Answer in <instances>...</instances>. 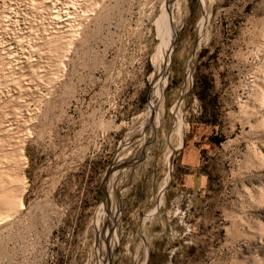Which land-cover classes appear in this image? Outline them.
<instances>
[{
    "label": "rangeland",
    "instance_id": "374dc122",
    "mask_svg": "<svg viewBox=\"0 0 264 264\" xmlns=\"http://www.w3.org/2000/svg\"><path fill=\"white\" fill-rule=\"evenodd\" d=\"M0 200V264H264V0H0Z\"/></svg>",
    "mask_w": 264,
    "mask_h": 264
},
{
    "label": "bare ground",
    "instance_id": "6f19581e",
    "mask_svg": "<svg viewBox=\"0 0 264 264\" xmlns=\"http://www.w3.org/2000/svg\"><path fill=\"white\" fill-rule=\"evenodd\" d=\"M168 14V13H167ZM169 60V59H168ZM6 197V196H5ZM6 199H8V200H6V202L5 203H3L2 205H4L5 207H3V209H13V206L15 205L16 206V203L14 202V200H12V198H6ZM11 199V201L13 202V204H11L12 202L11 201H9ZM107 199V198H106ZM9 201V202H8ZM11 202V203H10ZM107 202V201H106ZM0 203H1V200H0ZM21 203V202H20ZM107 204V203H106ZM1 204H0V206H2ZM11 205H13V206H11ZM18 206V205H17ZM17 206H16V208L15 209H13V210H15V212L16 211H18V209H19V206H18V208H17ZM7 207V208H6ZM0 209H2V208H0ZM8 209V210H9ZM20 210V209H19ZM10 211V210H9ZM101 211H102V209H101ZM15 212H13V214H15ZM104 213V212H103Z\"/></svg>",
    "mask_w": 264,
    "mask_h": 264
}]
</instances>
